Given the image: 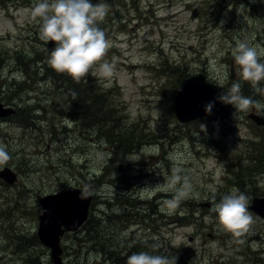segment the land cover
<instances>
[{
	"label": "rangeland",
	"instance_id": "1",
	"mask_svg": "<svg viewBox=\"0 0 264 264\" xmlns=\"http://www.w3.org/2000/svg\"><path fill=\"white\" fill-rule=\"evenodd\" d=\"M122 1L117 6L122 20L101 24L107 25L102 28L112 46L105 59L114 63V75L101 76L97 66L90 75L102 90L112 92L109 103L121 109L118 125L137 128L132 136L139 134L146 142L110 161L107 142L81 132L78 120L57 114L61 108L69 111L70 105L33 73L42 49L47 50L39 39V21L31 17L35 0H0V102L16 109L15 115L0 118V145L7 146L11 157L0 169L7 166L17 174L14 184L0 181V264H53L50 249L37 237L29 238L37 231L38 198L66 188H86L92 195L91 213H112L113 231L122 229L114 248L124 245L128 251L137 243L129 235L134 231L139 245L132 252L145 251L152 240L158 255L170 245L191 264H255L256 256L264 264V219L249 210V231L234 237L217 227L210 207L200 204L218 202L234 188L248 196L249 204L264 197V167L257 164L264 165V125L247 117L254 112L264 118V111L235 112L220 103L226 107L221 122L212 118L220 116L219 107L212 115L180 123L172 110L184 78L178 81L180 71L186 76L203 73L228 88L240 79L230 50L237 38L264 49V0H135L138 11L127 6L131 0ZM116 5H109L107 17ZM242 93L264 101L247 82ZM38 106L42 112H34ZM21 112L35 114L33 124L19 122ZM173 163L192 180L191 197L177 209L188 215L192 210V223L169 222L160 203L169 194L146 190L163 184ZM85 237L79 229L61 236L65 264H105L95 249L80 243Z\"/></svg>",
	"mask_w": 264,
	"mask_h": 264
},
{
	"label": "clouds",
	"instance_id": "2",
	"mask_svg": "<svg viewBox=\"0 0 264 264\" xmlns=\"http://www.w3.org/2000/svg\"><path fill=\"white\" fill-rule=\"evenodd\" d=\"M109 10V5L99 0L97 3H92V0H35L31 17L39 21V39L46 45L50 42L55 45L51 51L48 50V66L76 82L86 78L94 66L98 67L99 74L105 78L114 75V63L105 59L112 45L99 26ZM230 54L240 79L233 81L227 90L221 91L213 101H209L205 105V112L210 114L217 101L231 105L235 112L246 113L253 109L264 111V101L242 93V83L247 82L258 95L264 96V49L247 39L237 38ZM224 79H227L226 74ZM10 158L7 146L0 145V165L6 164ZM157 189L169 194V198L160 203L161 211L171 215L184 200L191 197L193 184L183 168L173 163L170 174L164 176L163 184L146 187L149 193ZM210 211L215 214L217 227L234 237L243 236L253 223L249 198L236 188L223 195L218 202L214 199ZM153 249L156 250L155 245ZM176 259V256L169 258L167 255L139 251L129 255L126 264H176Z\"/></svg>",
	"mask_w": 264,
	"mask_h": 264
},
{
	"label": "trees",
	"instance_id": "3",
	"mask_svg": "<svg viewBox=\"0 0 264 264\" xmlns=\"http://www.w3.org/2000/svg\"><path fill=\"white\" fill-rule=\"evenodd\" d=\"M108 1H112V0H108ZM97 2L98 0H92V3H97ZM99 2H103V1L99 0ZM122 2H123L122 0H116L114 4L113 2L109 3L110 6H114L115 4L117 5L115 11L113 12V15L106 17L105 20L103 21L108 26L114 25V22L118 20H122V16L120 17L119 11L117 9V6L120 7V4ZM130 5L135 7L136 11H138L137 3L135 0H131L130 3L127 4V6ZM101 24L99 25L100 27ZM107 25H103L102 27ZM102 29L104 30V28ZM25 59H29V58H24V60ZM47 59H48V51L46 49H42V53L41 55H39L37 59V66L33 73L36 76H38L39 79H44L48 83H50L54 89L59 91L58 94L59 96H61L62 101L67 103V105H70L69 111H65L60 107L61 109H58L57 110L58 112L55 111L57 114L68 116L70 119L73 118L72 121L78 120L81 123V127H80L81 132L90 131L91 134L95 136V138L98 137L105 140L107 144L110 146V155H111L110 161L114 160V156L117 153H119L120 155L131 154L134 151L133 148L134 149L139 148V146L143 143L144 139L139 134L138 137L132 136L134 132H136L138 129L135 128V130H132L127 127H121L117 123L122 121V116L119 115L121 109L119 110L118 108H116L115 106L109 103L110 102L109 97L112 93L111 91L107 92L105 90H102L99 84L95 82L94 77H92L90 74L86 78H82L80 82H76L66 74L57 73L48 66ZM25 63L26 62L24 61V63H19V64L24 65ZM24 69L25 71L28 70L25 67ZM163 70L164 69H161L160 72H162ZM185 76L186 74L180 71L178 81ZM23 84H25V80L22 81V85ZM53 104L54 102L53 103L51 102V106H53ZM23 107L27 108V106L25 105ZM225 108L226 107H223L222 105L218 111V114L220 116L219 117L213 116L212 118H216L215 120L217 122H221L226 117ZM42 111H43V106H38L36 109H34V112H42ZM33 116H35V114H33L32 112L31 114H26V116L22 112L18 116L16 115L18 121L23 123L24 125L33 124L32 122ZM144 142H146V139ZM257 164L258 165L260 164L261 167H264V165H262L260 161H257ZM97 177L98 178L93 180L94 181L99 180V176ZM101 177L104 176L102 175ZM119 196H120L119 194L117 195L115 194L114 198L115 197L117 198ZM128 197L129 198L127 199L131 198L130 195ZM106 202L108 204V207H111V202L110 201H106ZM148 208L152 210V213L156 211L151 207ZM190 211L191 212L188 215L187 213H178L179 211L176 210L173 214L168 215L169 222L175 223V219H176V220H180V222L182 223H186V222L192 223V221H190V217L192 216L193 211L192 210ZM91 212H92V208L90 207L88 218L79 229V233H83V235L86 236L84 239L81 240L80 243H85V244L87 243L89 244V247H91V249H95L96 253L99 254V256H101L105 264H126L127 257L133 253L130 250L135 249L136 251L137 246L139 245V238L138 237L136 238V235L134 234L131 236V240H133L134 243L136 242L137 243L135 245L132 244L133 246H128L130 247L128 251H126L127 248L124 247V245L115 246V248L112 247V245H114L113 240H115L117 235L113 231L115 227H112V219L114 216L112 215V213L110 214L104 213L106 215L102 216L99 213H95V212L91 213ZM153 225L155 224L151 223V226ZM105 228H108V232L105 231ZM153 229L152 232H154ZM249 239H252V237L249 236ZM29 240L36 241V235L32 234ZM153 245H154L153 241L149 240L148 243L144 245L145 248L144 250L149 252H154V254H157L156 251L153 249ZM162 255H167L169 256V258L176 256L177 258L176 264H191L187 262V258H186L187 255L185 253L183 256L181 253L175 251L173 247L170 245L164 247ZM225 263L227 264V262ZM254 263L260 264L261 258L259 256H256ZM209 264H215V263L211 262Z\"/></svg>",
	"mask_w": 264,
	"mask_h": 264
},
{
	"label": "water",
	"instance_id": "4",
	"mask_svg": "<svg viewBox=\"0 0 264 264\" xmlns=\"http://www.w3.org/2000/svg\"><path fill=\"white\" fill-rule=\"evenodd\" d=\"M54 43L46 45L47 50L54 48ZM231 77L233 74L231 73ZM224 90V87L206 79L202 73L183 78L173 97V113L180 123H185L209 115L205 112V105ZM219 102H215L211 110L217 111ZM14 112L13 108L5 107L0 102V117ZM210 113V114H211ZM256 125H263L264 119L252 112L248 114ZM0 177L11 184L16 180L15 173L8 167L0 170ZM81 193L84 195L82 196ZM92 196L84 188L64 189L55 193L45 194L38 199L37 237L39 241L50 249L53 264H65L62 260L60 237L65 230L75 231L86 220ZM210 206L211 202L201 203ZM249 208L264 217V197L254 198ZM67 264V263H66Z\"/></svg>",
	"mask_w": 264,
	"mask_h": 264
},
{
	"label": "flooded vegetation",
	"instance_id": "5",
	"mask_svg": "<svg viewBox=\"0 0 264 264\" xmlns=\"http://www.w3.org/2000/svg\"><path fill=\"white\" fill-rule=\"evenodd\" d=\"M2 179H0V181H1ZM3 181V180H2ZM4 182V181H3ZM17 182V181H16ZM15 182V183H16ZM5 183V182H4ZM12 184H14V183H12ZM122 229H120V228H117V234L119 235V232L121 231ZM134 234V231H130V236H132ZM135 235V234H134ZM131 238V237H130ZM118 242L117 243H119L120 244V240L118 239L117 240Z\"/></svg>",
	"mask_w": 264,
	"mask_h": 264
},
{
	"label": "bare ground",
	"instance_id": "6",
	"mask_svg": "<svg viewBox=\"0 0 264 264\" xmlns=\"http://www.w3.org/2000/svg\"><path fill=\"white\" fill-rule=\"evenodd\" d=\"M115 153H116V152H115ZM115 159H116V158H115ZM113 166H114V165H113ZM5 167H7V166H5ZM3 168H4V167H3ZM1 169H2V168H1ZM1 169H0V170H1ZM121 249H122V248H121ZM118 251H119V250H118Z\"/></svg>",
	"mask_w": 264,
	"mask_h": 264
}]
</instances>
